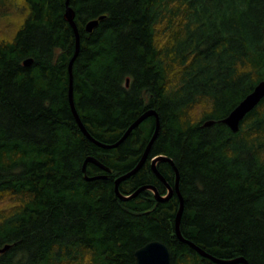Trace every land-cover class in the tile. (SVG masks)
I'll list each match as a JSON object with an SVG mask.
<instances>
[{
    "label": "trees",
    "instance_id": "16d2710c",
    "mask_svg": "<svg viewBox=\"0 0 264 264\" xmlns=\"http://www.w3.org/2000/svg\"><path fill=\"white\" fill-rule=\"evenodd\" d=\"M19 2L22 19L0 38V249L10 245L0 264H136L135 251L152 240L168 245L173 264H217L178 238L177 194L159 202L144 189L124 201L115 191V180L140 161L156 117L117 147L92 142L69 101L76 36L67 0ZM70 6L80 34L74 101L90 135L114 145L146 111L159 116L148 159L120 192L154 185L167 194L152 161L168 156L180 174L184 239L217 259L264 264V98L237 132L223 122L264 80V0ZM14 8L1 10L0 21ZM102 16L88 32L86 24ZM90 155L111 173L93 164L84 173ZM157 169L174 187L172 165L159 161Z\"/></svg>",
    "mask_w": 264,
    "mask_h": 264
},
{
    "label": "water",
    "instance_id": "95a60500",
    "mask_svg": "<svg viewBox=\"0 0 264 264\" xmlns=\"http://www.w3.org/2000/svg\"><path fill=\"white\" fill-rule=\"evenodd\" d=\"M67 8H66V19L68 20V22L71 24L74 32H75V36H76V48H75V53L73 55V57L70 60L69 63V72H70V87H69V101H70V105H71V109L72 112L76 118L77 123L80 126L81 131L95 144H97L98 146L105 148V149H110L113 147H117L123 140H125L128 135L131 133V131L137 126L139 125L145 118L149 117V116H155L156 117V128H155V132L151 138V140L149 141L140 161L138 162V164L136 165V167L118 177L115 180V191L117 193V195L124 201H127L131 198L136 197L141 191H143L144 189H150L154 192L155 198L157 199V201L159 202H166L168 201L173 195L174 193L177 194V196L180 199V206H179V210L177 212V216H176V221H175V230H176V234L178 236V238L183 241L186 242L188 244H190V246H192L193 248L196 249L197 252H199L203 257L209 258L211 259L213 262L217 263V264H236V263H242V264H248L247 260L243 257L234 259V260H221V259H217L214 258L213 256L207 254L206 252H204L203 250H201L200 248H198L197 246H195L193 243L188 242V240H185L184 237L182 236L181 233V229H180V224H181V218H182V214H183V210H184V198L180 192V187H179V181H180V174L178 171L177 166L175 165L174 161L168 157V156H164V155H159L157 157H155L152 161V169L155 172V174L160 178V180L165 183L166 187L168 188V192L165 195H162L158 188L154 185H145L141 188H139L134 194L130 195V196H125L123 195L120 190H119V184L127 179L128 177H130L132 174L136 173L141 167L142 165L146 162V160L148 159L150 150L152 148V145L155 141V139L157 138L158 134H159V129H160V122H159V116L157 114V112L155 110H148L146 111L142 116H140L129 128L128 130L124 133V135L122 136V138L114 145H105L102 144L98 141H96L88 132V130L86 129V127L84 126L83 122L81 121V118L79 116V113L76 109L75 106V101H74V93H73V75H72V67H73V63L76 59V57L78 56L79 52H80V34H79V30L78 27L75 23V11L73 10V8L70 6V0H67L66 2ZM102 17H100L99 19H95V20H91L86 24V29L87 31L91 32L93 31V29L95 27L98 26L100 19H102ZM32 63V59H26L25 60V65L26 66H30V64ZM264 98V80H261L258 82V84L254 87V89L244 97V99H242L239 104L223 119V122L229 126L234 132H237L240 128L241 122L242 120L245 118V116L251 112L260 102L261 100ZM214 123V121L209 120L205 123L206 126L212 125ZM159 161H166L169 162L172 167L174 168L175 172H176V180H175V186H171L168 182H166L165 178L162 176V174L159 172V170L157 169V163ZM88 163H94L95 165H97L98 167L102 168L105 171H109V168L106 167L105 164H103L100 160H98L96 157L94 156H88L84 163H83V172L86 173V169H87V164ZM86 178L88 180H93V179H98V178H106V175H98V176H88L85 175ZM10 245H6L3 248L0 249V253L5 252ZM135 258H136V264H173L172 263V255H171V251L170 248L168 247V245L160 240H152L148 243H146L145 245H143L142 247L138 248L135 251Z\"/></svg>",
    "mask_w": 264,
    "mask_h": 264
},
{
    "label": "rangeland",
    "instance_id": "374dc122",
    "mask_svg": "<svg viewBox=\"0 0 264 264\" xmlns=\"http://www.w3.org/2000/svg\"><path fill=\"white\" fill-rule=\"evenodd\" d=\"M20 0H14V4L8 2L6 6L0 5V11L4 10L5 8L15 7V13L12 14L11 17L5 18L0 21V38L2 37H10L17 25L18 21L23 17V10ZM201 108L196 109V113L200 112ZM4 205H10L8 202L4 203Z\"/></svg>",
    "mask_w": 264,
    "mask_h": 264
},
{
    "label": "flooded vegetation",
    "instance_id": "af4514ba",
    "mask_svg": "<svg viewBox=\"0 0 264 264\" xmlns=\"http://www.w3.org/2000/svg\"><path fill=\"white\" fill-rule=\"evenodd\" d=\"M89 32V31H88ZM90 33H92V31L90 32ZM127 82H129V80H127ZM128 84L129 83H127V86H128ZM121 149H122V147H121ZM89 164H93V165H95L94 163H88L87 165H89ZM97 166V165H96ZM106 167H108V166H106ZM100 168V167H99ZM109 168V167H108ZM102 169V168H101ZM103 170V169H102ZM107 173H111V168H109V171H106ZM165 184V183H164ZM166 186V185H165ZM166 189H167V192H168V188L166 187ZM176 193H174V195H175Z\"/></svg>",
    "mask_w": 264,
    "mask_h": 264
}]
</instances>
